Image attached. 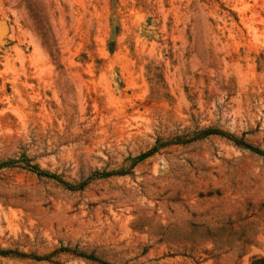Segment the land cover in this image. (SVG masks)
Masks as SVG:
<instances>
[{"label":"rangeland","instance_id":"1","mask_svg":"<svg viewBox=\"0 0 264 264\" xmlns=\"http://www.w3.org/2000/svg\"><path fill=\"white\" fill-rule=\"evenodd\" d=\"M231 137L264 152V0H0V264H262Z\"/></svg>","mask_w":264,"mask_h":264},{"label":"trees","instance_id":"2","mask_svg":"<svg viewBox=\"0 0 264 264\" xmlns=\"http://www.w3.org/2000/svg\"><path fill=\"white\" fill-rule=\"evenodd\" d=\"M208 133L222 134L220 131H217V130L204 129V130H202L199 134L195 135L194 138H197L198 136H202V135H204V134H208ZM231 138H232L233 142H235L236 144H238V145H240V146H243V147H245V148H248V149H250V150H252V151H254V152H256V153H259V154H263V155H264V152H263V151H260L259 149H256V148L251 147V146H250L248 143H246L244 140H242V139H237V138H234V137H231ZM154 149H155V147L151 148V149L148 150L147 152H145V153L141 154L140 156H138V158H143V157L147 156L148 154L152 153V152L154 151ZM11 162H13V161H11ZM29 167H30L31 169L36 170V172L39 173V174H46V175H47V173H45V172H43V171H40V170H38V169H35V167H33V166H31V165H29ZM58 251L70 252V253H72V254H74V255H76V256H80V257L87 258V259H89V260H93V261H98V262H100V261H99V260L93 255V254H85V253L79 251V250L76 249V248L71 249V248L61 247V248H59V249H56L54 252H58ZM10 252H14V251H10V250H0V253H2V254H6V253H10ZM17 254H20V255L25 256V254H23V253H17ZM34 258H35V257H34ZM37 258H38V257H37ZM255 261H256V259H254V260L252 261L251 264H255ZM261 261L263 262L262 264H264V259H261Z\"/></svg>","mask_w":264,"mask_h":264}]
</instances>
